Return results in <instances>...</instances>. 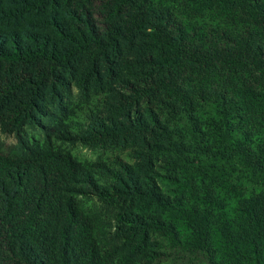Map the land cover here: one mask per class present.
Listing matches in <instances>:
<instances>
[{"label": "trees", "instance_id": "trees-1", "mask_svg": "<svg viewBox=\"0 0 264 264\" xmlns=\"http://www.w3.org/2000/svg\"><path fill=\"white\" fill-rule=\"evenodd\" d=\"M0 264H264V0H0Z\"/></svg>", "mask_w": 264, "mask_h": 264}, {"label": "rangeland", "instance_id": "rangeland-1", "mask_svg": "<svg viewBox=\"0 0 264 264\" xmlns=\"http://www.w3.org/2000/svg\"><path fill=\"white\" fill-rule=\"evenodd\" d=\"M5 140L8 143L12 141L10 137L5 138ZM71 149L73 150V153L79 158L94 159L99 155V152L97 151L88 150L87 148L78 145L71 147Z\"/></svg>", "mask_w": 264, "mask_h": 264}]
</instances>
